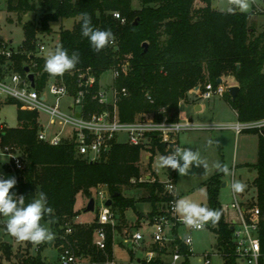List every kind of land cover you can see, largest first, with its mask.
<instances>
[{
    "label": "trees",
    "instance_id": "16d2710c",
    "mask_svg": "<svg viewBox=\"0 0 264 264\" xmlns=\"http://www.w3.org/2000/svg\"><path fill=\"white\" fill-rule=\"evenodd\" d=\"M197 1L203 4L202 7L195 8ZM140 3V9L134 10L132 0H5L6 11L17 15L20 22L27 13H42L39 26L30 21L22 24V46L27 52L12 56V69L23 74L25 65L33 61L36 64L33 72L39 75L36 89L42 90L52 75L45 71L46 59L36 57V35L39 32L48 35L51 23L72 19L76 20L72 28L59 32V47L62 46L69 54L74 51L80 54V62L75 69L63 74L69 92L75 93L72 72L90 69L100 80L104 73L127 62V74L114 82L116 89L127 92V96L117 102L122 122H132L143 115L158 118L157 113L161 109L169 121L175 122L178 120L179 103L186 101L190 92L194 89L202 92L207 84L216 87L217 80L226 77L233 78L239 88L234 100L227 92L223 96L235 112L237 121L248 123L264 119V31L256 33L251 14L213 10L211 0H140ZM114 12L125 19L124 24L112 17ZM81 13L90 14L96 28L110 29L115 36V45L95 53L88 39L81 36ZM1 42L0 38V45ZM4 66L6 59L0 57V75ZM5 104L14 102L7 100ZM90 109L99 110V107L92 105ZM17 110L18 126L5 128L1 133L2 144L18 149L24 161V169L16 177L17 184L12 191L23 195L26 204L39 191L47 193L54 213L41 222L54 221L49 223L59 235L58 244L72 248L82 260L88 259L94 264L111 261L114 228L106 227V249L98 250L93 244L96 219L90 225L72 221L78 215L76 199L81 194L89 201L93 193L103 187L112 200L111 211L116 209L120 216L131 210L137 220L142 218L137 206L139 203L150 204L148 219L161 213L168 199L162 195L163 186L157 179L154 182L151 179L140 181L143 176L139 164L144 157L141 148L114 144L106 158L88 162L76 154L72 143L51 146L39 142L36 137L37 113ZM247 132L258 136V158L253 166L256 177L252 188L260 210L258 233L264 249V135L256 130ZM223 175L218 171L203 183L206 207L220 213L215 224L209 221L204 226L215 235V247L223 258V264H237L231 225L226 221L218 199ZM133 189L142 190V194L139 197L137 194L123 195L124 190ZM67 228L72 230L70 234H65ZM173 233L175 239L168 248L153 246L157 255L149 264H166L160 256L167 249L173 251L175 245L184 256L180 264H188L187 258L191 254L177 237L176 229ZM6 256L8 258L9 255ZM21 264L40 262L25 260Z\"/></svg>",
    "mask_w": 264,
    "mask_h": 264
},
{
    "label": "built area",
    "instance_id": "2783aa9c",
    "mask_svg": "<svg viewBox=\"0 0 264 264\" xmlns=\"http://www.w3.org/2000/svg\"><path fill=\"white\" fill-rule=\"evenodd\" d=\"M112 17L120 24L125 23V19L117 12H114ZM110 45L114 46L115 42ZM37 49L36 57L45 58L41 56L45 51V46L37 42ZM17 53L7 42H1L0 57H4L6 63L11 64L12 56ZM10 66L11 68L8 65L4 66L3 73L0 75L1 105L5 104L7 100H12L14 105L21 111L36 112L39 116L41 114L47 116V123L43 126L37 117V140L51 146L72 143L75 146L76 154L88 162H97L102 158H106L114 144L140 147L148 158L168 155L176 150L177 136L190 130H231L235 134L249 130H256L262 134L264 131V119L248 123L237 122L234 125L198 126L190 120L171 122L164 115V109L158 111V118L153 115H143L132 122H122L118 116L117 102L121 97H126L127 92L125 89H116L114 82L121 75L127 74V62L121 63L117 68L109 71L111 80L108 88L107 86L103 87V83L97 79L90 69L72 72L71 76L74 77L75 84L73 95L70 94L63 75L59 77L50 76L45 87L42 90H37L36 82L39 75L33 72L36 67L33 61L25 67H28L29 72L33 74L34 88L31 87L27 73L20 74L12 69V64ZM95 86H98L96 90ZM227 89L228 86L225 83L217 84L216 87L207 84L202 92L196 89L195 95L198 99L203 100H210L214 97L222 98ZM146 97L150 100L148 95ZM49 101L52 103H49ZM64 102L67 104L66 109L68 112L61 110V105ZM92 105L98 106L99 110L90 109ZM55 125L60 126L58 131L52 130ZM5 128L7 127L0 124V160H3L0 161V177L14 176L16 178L24 169V161L18 149L2 144L1 133ZM65 128H69L66 134L64 132ZM121 137L124 139L120 140ZM151 181L154 182L155 180ZM158 182L163 186L162 195L168 200L161 213L155 215L152 219H147L144 225L150 228L148 238L152 244L164 248L174 242V229L177 230L187 224L173 210L177 200L173 180L170 178L166 181L158 180ZM96 195L99 205L93 244L98 250L103 251L106 249V227L111 226L114 228V214L111 208L105 205L109 199L107 191L102 189ZM225 207L234 210L238 216V219L232 223V242L236 260L244 264H264V249L258 233L260 210L257 204L245 207L236 200L233 192V202ZM4 219L0 217V226L4 224ZM187 226L190 230L196 231L204 228V225L198 228ZM71 231L70 228H67L65 234H70ZM144 239L145 236L141 230H136L130 235L127 246L139 248ZM180 240L191 254L190 237ZM172 252L171 261L167 264H180L184 256L178 252L177 245L174 246ZM204 258V264H210L209 255L205 254ZM152 259V254L148 253L146 264H149ZM58 262L60 264H84L81 257H78L72 248L64 245L58 249ZM105 264L114 263L106 261Z\"/></svg>",
    "mask_w": 264,
    "mask_h": 264
},
{
    "label": "rangeland",
    "instance_id": "374dc122",
    "mask_svg": "<svg viewBox=\"0 0 264 264\" xmlns=\"http://www.w3.org/2000/svg\"><path fill=\"white\" fill-rule=\"evenodd\" d=\"M250 4L249 10L244 13L251 14L250 19L256 28V33L262 32L264 31V0H250ZM202 5L200 1H197L195 3V8H200ZM211 6L213 10L221 12L228 11V9L232 7L230 0H211ZM140 7V0H132V8L134 10H138ZM237 11L239 10L237 9ZM41 16L42 13L40 11L27 13L22 16L20 22L17 15L6 11L5 0H0V38L3 39L4 43L10 42V46L14 51L25 54L27 50L22 46L24 42L22 24L30 21L36 26H39ZM75 22L76 20L72 19H60L50 24V34L37 33L36 42H40L45 46V51H43L41 56L47 58L50 52L59 47L60 30H70ZM11 64L6 63L9 68H11ZM110 80L111 73L109 71L104 73L100 78L103 87L107 86V88L110 85ZM189 98L191 101L196 99L194 95L189 96ZM50 100L53 102L51 98ZM51 101H49V103H52ZM196 102L197 101L194 103ZM197 104L202 105L201 111H195L192 104L180 106L178 120H190L193 124L198 126L231 125L237 123V119L224 97H214L210 100L200 99ZM66 105L65 102L62 103L61 110L68 112ZM17 113L18 110L14 104H3L0 107V123H5L8 128H16L18 126ZM37 117L42 126L47 123V116L42 114L39 116L37 114ZM59 129L60 126L58 125L52 127L54 131H58ZM68 131L69 128H65V134L68 133ZM123 139L122 137L120 138V140ZM176 144V149L191 148L193 151L198 152L201 159L207 163V168H204L203 165H192L187 175L180 176L176 170L170 172L172 169L160 168L158 166L159 156L155 158L150 169H148V163L142 158L139 165L143 178L144 175L152 171L160 181H166L171 178L175 185L177 200L187 198L200 206L206 207L207 195L203 183L214 175L217 170L215 164L220 163L222 165H227L231 173L223 175V183H225L226 186L220 188L218 196L222 210L229 215L228 219L232 217L238 219L237 213L234 210L230 208L226 209L225 207L233 202V190L231 187L233 181H241L246 185L243 192H234L236 200L245 207L256 204L254 198L255 193L252 188V182L256 177V171L253 169V166L257 163L258 158L256 134L243 132L235 136L231 130H190L180 133L176 138ZM143 178L141 179L142 181H144ZM102 189L104 190L102 187L99 188L98 191ZM132 194H137L139 197L140 194H142V190L133 189L123 191L125 197L132 196ZM93 199L95 200L94 211L86 212L85 209L88 200L81 194L77 196L75 209L79 212L76 220L78 223H89L96 217L99 205L96 192L93 193ZM137 206L139 212H150L149 203H139ZM113 212L116 222L122 225L120 230L114 234L115 240L113 249L115 263L130 264L132 257L133 261L137 263L138 259L144 258V253L141 251V247H128L127 242L130 235L133 233V228L138 226L142 218L132 222L127 220L125 215L120 216L116 209H113ZM127 215L129 218L134 216L131 210L127 211ZM141 215L143 214L141 213ZM177 215L183 218L179 214ZM41 223L54 233V237L52 240L39 245L30 242H20L7 233L4 224L0 226V264H21L22 261L25 260H36L39 261L40 264H60L58 262V249L62 245L58 244L59 235L54 226L50 225L49 222ZM141 232L148 238L150 228L144 227ZM179 234L182 238L190 237L191 239L192 254L188 258V264H204V254L209 255L210 264H223V258L219 252L217 253V249L215 248L216 237L213 233L207 229L189 231L186 225ZM7 254L9 255L8 258L6 256ZM163 259L166 260V257H163ZM237 264L244 263L237 261Z\"/></svg>",
    "mask_w": 264,
    "mask_h": 264
},
{
    "label": "clouds",
    "instance_id": "9594fccd",
    "mask_svg": "<svg viewBox=\"0 0 264 264\" xmlns=\"http://www.w3.org/2000/svg\"><path fill=\"white\" fill-rule=\"evenodd\" d=\"M230 4L232 7L228 11L231 13H235L237 9L240 12H247L251 6L250 0H230ZM80 28L81 36L88 39L95 53H100L115 40L110 29L96 28L88 13H81ZM79 62V52L74 51L69 54L60 46L48 54L45 71L52 76H62L75 69ZM192 165H203L207 168V163L191 148H177L171 154L161 155L158 162L160 168L176 170L180 176L187 175ZM215 168L224 174H231L227 165L216 163ZM16 184L17 180L14 176L0 177V217L5 218L3 223L7 233L20 242H30L35 245L52 240L54 233L41 223L46 216L52 217L54 213V209L49 206L47 193L39 191L36 197L26 204L23 195L12 191ZM231 187L233 192L240 193L244 191L246 185L241 181H233ZM173 210L183 217L185 224L193 228L201 227L209 221L215 224L220 217L219 211L200 206L187 198L177 200Z\"/></svg>",
    "mask_w": 264,
    "mask_h": 264
},
{
    "label": "crops",
    "instance_id": "0c3cea01",
    "mask_svg": "<svg viewBox=\"0 0 264 264\" xmlns=\"http://www.w3.org/2000/svg\"><path fill=\"white\" fill-rule=\"evenodd\" d=\"M211 8H212V6H211ZM2 39V38H1ZM2 41H3V39H2ZM9 45H10V42H7ZM221 81H222V83H225V84H227V86L228 87H230V86H236V83H235V81L233 80V78H231V77H226V78H223V79H221ZM195 90L196 89H194L192 92H190L189 94H188V97H187V100L186 101H183V102H180L179 103V111H180V106H182V105H189V104H192L193 105V107H194V110L195 111H201L202 110V105L201 104H197V102H198V100H200V99H198V97L195 95ZM191 95H194L195 97H196V99L195 100H193V101H191V99L189 98V96H191ZM195 101H197L196 103H194ZM229 106V105H228ZM230 107V106H229ZM198 108V109H197ZM232 110V109H231ZM233 111V110H232ZM233 113H234V115H235V117H236V114H235V112L233 111ZM237 119V118H236ZM238 122V121H237ZM0 124H3L4 126H6V124L5 123H3V122H1ZM236 124V123H235ZM231 125H234V124H231ZM7 127V126H6ZM8 128V127H7ZM233 132V131H232ZM244 132H247V131H244ZM234 133V132H233ZM243 133V132H242ZM235 134V133H234ZM241 134V133H240ZM240 134H235V136H238V135H240ZM257 136V135H256ZM257 144H258V136H257ZM176 146H177V144H176ZM142 154H143V159L148 163V161H149V159L150 158H148L147 157V155L146 154H144L143 152H142ZM152 160H153V162H152ZM154 160H155V158H152L151 159V164H150V167L153 165V163H154ZM216 172H218V170H216ZM215 172V173H216ZM214 173V174H215ZM144 181H146V180H155V179H157V180H159L158 179V177L155 175V173L152 171L151 173H148V174H146V175H144ZM141 181V180H140ZM222 181H223V177H222ZM223 184V183H222ZM225 184V183H224ZM225 186H226V184H225ZM221 188H224V187H222V185H221ZM94 209H95V206H94ZM222 209V208H221ZM150 210H151V208H150ZM75 211H77L76 209H75ZM128 211V210H127ZM127 211L125 212V218L127 219V220H129V221H132V222H135L137 219V217L135 216V214H134V216L132 217V218H129L128 217V215H127ZM78 212V211H77ZM222 212L224 213V215H225V219H226V221L228 222V223H230V225H231V227H232V223H233V221H236L237 219H235L234 217H232V218H230V219H228V217H229V215H227L223 210H222ZM140 213H142L143 214V216H142V219H141V221H140V223L138 224V226H136V228H133V232H135L136 230H142L144 227H145V223H146V220L148 219V217H147V215H148V213H144V212H140ZM78 215H79V212H78ZM78 215L73 219V223H75V224H81V225H90V224H92L94 221H95V219H96V217H97V214H96V217L91 221V222H89V223H78L76 220H77V218H78ZM122 227V225L121 224H119V223H117L116 222V219H115V216H114V230H113V245H114V240H115V236H114V234L117 232V231H119L120 230V228ZM185 227V226H184ZM184 227L182 228V227H179L177 230H176V234H177V237L179 238V239H183L182 238V236L179 234V232H181V230H183L184 229ZM203 229H206V227L204 226V228ZM188 230L189 231H196V230H190L189 228H188ZM201 231V230H200ZM209 231V230H208ZM126 244V243H125ZM169 245V244H168ZM168 245L166 246V248H168ZM150 246H154V244H152V242L149 240V238H147V237H145V239H144V242L141 244V251L144 253V258H141V259H138L137 260V263H135L134 261H133V257L131 258V260H130V264H146V259H147V257H148V253H151L152 254V256H153V259L155 258V256L157 255L156 253H155V251L153 250V248L152 247H150ZM216 248V247H215ZM172 250H169V249H167V252L166 253H164V254H162L161 256H160V259H161V261L163 262V263H169L170 261H171V256H172ZM217 253H218V251H217ZM192 254V253H191ZM205 255V254H204ZM163 257H166V260L165 259H163ZM189 258V257H188ZM187 258V259H188ZM152 259V260H153ZM183 261V260H182ZM111 262H113L114 264H118V263H115V260H114V249H113V246H112V260H111ZM82 263H84V264H94V263H91V262H89L88 261V259H85V260H82ZM103 264H105V263H103Z\"/></svg>",
    "mask_w": 264,
    "mask_h": 264
},
{
    "label": "water",
    "instance_id": "95a60500",
    "mask_svg": "<svg viewBox=\"0 0 264 264\" xmlns=\"http://www.w3.org/2000/svg\"><path fill=\"white\" fill-rule=\"evenodd\" d=\"M143 46L146 47V44H143ZM23 71L28 74V79H29V81L31 83V87L34 88L35 85H34V77H33V74L29 72V68L28 67H24L23 68ZM221 83H222L221 79H218L217 80V84H221ZM238 90H239L238 86H230V87H228L227 93L229 94V96L231 97L232 100L235 99V97H236V95L238 93ZM262 135H264V131L262 132ZM222 187H225V184L224 183L222 184ZM111 204H112V200H111V198H109L106 201L105 205L107 207H110ZM94 206H95V202H94V199L92 198V199H90L88 201V204H87V207H86L85 211L86 212H93L94 211ZM230 229L232 230L233 228L230 227Z\"/></svg>",
    "mask_w": 264,
    "mask_h": 264
}]
</instances>
